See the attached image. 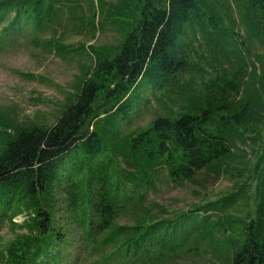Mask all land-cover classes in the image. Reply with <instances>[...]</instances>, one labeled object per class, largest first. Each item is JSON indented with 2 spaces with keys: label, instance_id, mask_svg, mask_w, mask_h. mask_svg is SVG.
Wrapping results in <instances>:
<instances>
[{
  "label": "trees",
  "instance_id": "1",
  "mask_svg": "<svg viewBox=\"0 0 264 264\" xmlns=\"http://www.w3.org/2000/svg\"><path fill=\"white\" fill-rule=\"evenodd\" d=\"M84 1L0 0V48L30 35L70 53L57 30L40 37L52 6L79 17ZM117 1L99 8L130 27L113 48L82 44L90 64L52 126L0 114V231H14L0 264H264V0ZM148 89L181 110L133 127ZM207 172L242 180L181 211L149 200Z\"/></svg>",
  "mask_w": 264,
  "mask_h": 264
},
{
  "label": "rangeland",
  "instance_id": "2",
  "mask_svg": "<svg viewBox=\"0 0 264 264\" xmlns=\"http://www.w3.org/2000/svg\"><path fill=\"white\" fill-rule=\"evenodd\" d=\"M47 1L54 3L57 0ZM92 1L94 8L90 9L89 5H85L83 10L79 8L81 10L78 9L79 12H76L79 17L66 11L68 6L57 4L51 7L52 26L50 30L52 31L45 32L40 38L53 37L58 42L60 40L57 38L62 36L58 44L65 45L66 50H71L70 53L62 55L54 50L49 51L44 45L34 44L30 35L20 37L0 48V114L9 113L18 122L31 120L46 126H52L56 122L71 94L76 92L75 87L80 78L82 65L90 64L87 55L81 53L82 44L113 48L124 38L132 23L130 20L119 22V18L115 16H112L113 21L111 22L106 19L102 8H99L100 3L111 2L113 6H117L119 1L100 0L99 3L98 0ZM84 2L90 3L91 0ZM51 3H43L44 6L40 12L45 18L48 15L47 6ZM94 10L96 11L94 25L87 27L90 32H78L76 27L83 21L88 22ZM54 29L58 31V34L52 36ZM85 47L87 48V45ZM85 52H88V49ZM195 56L196 54L191 52L189 58L196 61ZM207 70L210 74H214L212 69ZM30 74L34 76L29 77ZM188 78L189 72L187 71L182 76L183 82ZM146 93L151 102L148 107L141 110L140 116L132 123L133 127L147 126L156 115L164 113L165 107H173L175 111L181 110L180 106H172L171 102L162 95L163 93L158 92L155 96L151 89H148ZM159 97L162 98L161 101ZM251 161L254 162L255 158L251 157ZM200 178L197 182L186 181L181 185L169 181L159 183L156 191H149V200H158L170 210L181 211L194 203L208 200V198L215 199L216 196L232 191L236 183L242 180L240 176L232 175L230 172L219 177L207 172ZM22 217L18 216L15 221L22 222L24 219ZM0 235L5 244L14 238V231L9 224H6L0 231ZM92 260L93 258H86L83 264H90ZM203 261L199 258L194 260L191 257H179L173 263L168 264H205Z\"/></svg>",
  "mask_w": 264,
  "mask_h": 264
}]
</instances>
